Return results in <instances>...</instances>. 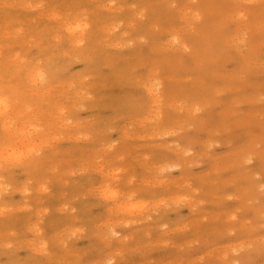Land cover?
<instances>
[{
    "label": "rangeland",
    "instance_id": "374dc122",
    "mask_svg": "<svg viewBox=\"0 0 264 264\" xmlns=\"http://www.w3.org/2000/svg\"><path fill=\"white\" fill-rule=\"evenodd\" d=\"M0 100V264H264V0H0Z\"/></svg>",
    "mask_w": 264,
    "mask_h": 264
},
{
    "label": "snow or ice",
    "instance_id": "6c2138e0",
    "mask_svg": "<svg viewBox=\"0 0 264 264\" xmlns=\"http://www.w3.org/2000/svg\"><path fill=\"white\" fill-rule=\"evenodd\" d=\"M3 103H4V101H3V100H0V104H3ZM247 162H248V163H251V159H249ZM111 195H112V196H115L116 193H111ZM113 234L115 235V233H113ZM108 264H113V262H112L111 260H109V261H108Z\"/></svg>",
    "mask_w": 264,
    "mask_h": 264
}]
</instances>
